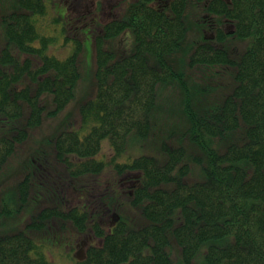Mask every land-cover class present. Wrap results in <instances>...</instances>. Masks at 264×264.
Masks as SVG:
<instances>
[{
  "label": "trees",
  "instance_id": "1",
  "mask_svg": "<svg viewBox=\"0 0 264 264\" xmlns=\"http://www.w3.org/2000/svg\"><path fill=\"white\" fill-rule=\"evenodd\" d=\"M54 2L0 0V172L79 90L82 39L72 54L59 58L49 51L53 38L38 32L37 22L41 25ZM197 7L219 18L208 26L213 39L199 30L190 42L189 16ZM127 32L132 47L122 50ZM95 34L93 84L78 107L81 125L66 124L43 151L51 169L45 173V198L56 200L44 199L47 204L34 209L30 220L0 232V264H52L47 252L57 245L48 236L56 233L68 243L65 252L74 250L77 237L96 239L86 246L85 258L69 253L72 264H174L173 249L179 264H197L208 240L220 242L202 252L207 264H264V0H170L159 8L134 0ZM190 47L191 76L225 74L230 84L212 112L196 116L186 109L192 126L240 140L223 151H207L211 164L200 167L197 178H189L182 146L166 147L163 161L141 155L119 162L130 134H151L158 84L183 82L184 73L166 57ZM170 85L184 90L177 82L164 86ZM104 141L112 151L108 161L97 158ZM108 167L114 171V179L107 180L111 195L101 180ZM130 172L140 176L125 191L118 180ZM72 186L90 201L72 204ZM11 194L16 201L26 199L27 173ZM30 204L28 195L26 208ZM93 204H101L104 219L118 216L111 229L93 213Z\"/></svg>",
  "mask_w": 264,
  "mask_h": 264
},
{
  "label": "rangeland",
  "instance_id": "2",
  "mask_svg": "<svg viewBox=\"0 0 264 264\" xmlns=\"http://www.w3.org/2000/svg\"><path fill=\"white\" fill-rule=\"evenodd\" d=\"M97 1L99 0H55L54 5L50 7L48 13L40 18L41 25L37 22L40 35L53 38V41L49 44V51L59 58L72 54L77 41L82 39L83 50L80 53L81 80L79 90L68 106L57 117H48V122L43 124V127L36 131L29 141L20 146L9 165L0 172V232H5L15 227L18 228L23 218L27 217L30 220V214L34 209L37 211V209H42L47 204L48 200H43L42 193L39 194V198L37 196L38 189H42L41 186H37L28 194L31 204L27 208L28 195H26L27 197L24 201L21 199L16 201L15 196L11 194L12 187L15 186L16 182L24 174L29 173L31 167L34 165V159H39V164L44 163L43 150H49L47 141L53 134L63 129L66 124L70 125L73 123L74 127L81 125L78 107L81 100L90 93L93 84L94 63L90 41L96 35L95 31H88V27L85 25L91 17L95 16L93 15L95 12L97 13L98 26L96 29L98 31L99 25L109 19V15H107L108 7L110 3L114 2V0H111L110 3H107L106 9L102 12L98 11L100 4ZM1 9L4 10L2 7ZM111 11H114V9ZM195 13L196 11L191 14L194 15ZM56 16H59V19H56ZM205 26H210V24L194 19L189 22L191 32L190 42L193 41L192 33L199 32ZM206 32L208 34L205 38L213 39L210 37L212 31L208 30ZM126 36L120 40L122 50H129L132 47L129 36H133L129 32L126 33ZM35 44H38V42H35ZM191 51L192 48L190 47L186 51L177 53L173 59V54L166 57V60L173 65L176 71L184 73L183 82L170 81L158 84L157 104L153 112H151L152 116L150 114L151 134L144 137L138 136L136 133L130 134L125 151L117 159L119 162H130L135 157L141 155L154 156L158 160L163 161L168 156L167 151L166 153L163 152L166 147L174 148L182 146L187 150V156L185 155L184 159L191 167L189 178H197L200 174V167L211 164L208 162L207 151H223L231 142L240 140V135L228 133L220 137H214L201 133L197 127L194 128L192 126L186 109L190 108L196 116H204L212 112L226 94H228L230 84L226 78L228 76L225 74L213 78L200 76L197 80L195 79L196 76H191V70L194 67L189 64ZM172 82L181 84L184 90L178 85L164 86ZM111 156L112 151L110 146L104 141L103 148L97 155V158L108 161ZM197 156L200 157V160H197ZM35 163L37 164V162ZM134 176L135 174L132 173L126 177L132 178ZM101 179L104 182L114 179L112 167H108L103 172ZM124 185L126 184L124 183ZM71 190L73 191L71 198L75 200L74 202H78L79 199L76 198L79 197L78 189L72 186ZM48 239L58 246L51 245V248L48 249L47 254L52 264H72L73 259L70 258L69 253H72L73 256L78 255L82 242L86 238L85 236L77 237L75 244L80 246L77 247L75 245L74 250L68 249L66 251L67 254L63 246L68 245V243L62 238L58 240L57 233L49 235ZM219 242L220 240L206 241L200 249L199 254L201 256L197 259L196 263L207 264L203 257L206 247L209 244ZM172 259L174 264H179L177 249L172 250Z\"/></svg>",
  "mask_w": 264,
  "mask_h": 264
},
{
  "label": "flooded vegetation",
  "instance_id": "3",
  "mask_svg": "<svg viewBox=\"0 0 264 264\" xmlns=\"http://www.w3.org/2000/svg\"><path fill=\"white\" fill-rule=\"evenodd\" d=\"M110 1L111 0H99V1H97L100 4L99 5V10L98 9L97 10L103 12V10L106 9V4L110 3ZM133 1L134 0H114V2L110 3V6L108 7V12H107V15H109V19L107 21H109L113 17H118L122 13L123 6L126 7L128 4H130ZM148 1L153 6L159 8V7H162V6L163 7L168 6V2L170 0H148ZM197 6H199V8H201L199 3L197 4ZM112 9H114V11H111ZM197 9H198V7H197ZM93 15H95V16L91 17L89 22H87V24L85 25L86 27H88V31H91V32L96 30V24L98 23L97 18H96L97 13L94 12ZM189 17H190L191 20L192 19L200 20V21H203V23L205 22V23H208V24H211V23L216 24V22H219L218 21L219 18L217 16H213V15L207 13V12H204L201 9L200 10L198 9L194 16L190 15ZM223 21H224V23H227L226 19H224ZM201 30H202L201 34L204 37H207L208 33L206 31H208V30L212 31V29H210L208 26L202 27ZM214 36H215L214 32L212 31V33H210V37L214 38ZM47 171H48V167H45V165L39 164L38 162H37V164H35L34 167L31 168L30 174H29V190L31 192L37 186H41L42 189H40V190L38 189V191H37L38 192V195H37L38 198H39V194L42 193L44 195V196L42 195L43 200L44 199H49L52 202H55L56 198H54V197H52L51 199L50 198H45L44 183H45V172H47ZM137 177H138V175L137 176L135 175L134 177L129 178V179H127L128 177L120 178L119 180L121 182V188L122 187H126L125 191L131 190L134 187V185L136 184V182H137ZM101 180H103V179H101ZM105 183H106L107 189H108L107 193H108V195H111V185H110L111 182L110 181H107V182L105 181ZM124 183L126 185H124ZM130 193H131V191H130ZM93 196H96V195H93ZM100 196H102V194H100ZM79 198L83 199V195L80 196ZM85 198L86 199H83L82 201L78 202V204L83 206L85 203H88L90 201V199H91V196H88V197L85 196ZM106 204H105V207L107 209L106 211H111V209H109V207ZM101 208H102L101 204H99V205L98 204H96V205L93 204V213L96 214V213L100 212ZM98 215H99V218L100 217L102 218V213H98ZM115 218L112 219L111 215L107 219L102 218V223L104 224L106 230L111 229L113 227V225L116 223ZM95 242H96V239L93 236L86 237V239L82 242V247L79 249L80 253L78 255H76V256L74 255V256L78 257L79 259L85 258V248H86V246H88L90 244H93ZM99 242H100V240H99ZM77 246L79 247L80 245H77Z\"/></svg>",
  "mask_w": 264,
  "mask_h": 264
}]
</instances>
